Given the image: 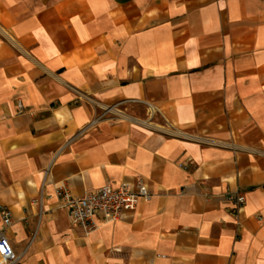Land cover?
Masks as SVG:
<instances>
[{
    "label": "crops",
    "instance_id": "1",
    "mask_svg": "<svg viewBox=\"0 0 264 264\" xmlns=\"http://www.w3.org/2000/svg\"><path fill=\"white\" fill-rule=\"evenodd\" d=\"M135 175L90 234L48 196ZM0 203L17 264H264V0H0Z\"/></svg>",
    "mask_w": 264,
    "mask_h": 264
},
{
    "label": "built area",
    "instance_id": "2",
    "mask_svg": "<svg viewBox=\"0 0 264 264\" xmlns=\"http://www.w3.org/2000/svg\"><path fill=\"white\" fill-rule=\"evenodd\" d=\"M133 179L134 182L120 181L115 186L104 184L81 195H73L65 182H58L53 185L52 194L48 196L58 199V208L66 211L72 226L80 228L84 234H90L104 223L119 220L124 211L134 210L140 200L150 198V191L140 176L135 175ZM44 196L40 191L32 203L39 207ZM229 197L238 206L244 202V196L239 193H230ZM0 217L3 226L11 223V212L2 203ZM19 260L20 255L14 251L0 228V264H17Z\"/></svg>",
    "mask_w": 264,
    "mask_h": 264
}]
</instances>
